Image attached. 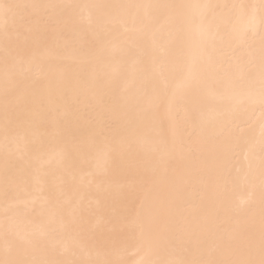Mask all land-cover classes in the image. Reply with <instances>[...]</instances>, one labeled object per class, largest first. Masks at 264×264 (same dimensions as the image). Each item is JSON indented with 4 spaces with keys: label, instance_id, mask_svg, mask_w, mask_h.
Here are the masks:
<instances>
[{
    "label": "bare ground",
    "instance_id": "6f19581e",
    "mask_svg": "<svg viewBox=\"0 0 264 264\" xmlns=\"http://www.w3.org/2000/svg\"><path fill=\"white\" fill-rule=\"evenodd\" d=\"M0 6V262L258 264L261 0Z\"/></svg>",
    "mask_w": 264,
    "mask_h": 264
},
{
    "label": "snow or ice",
    "instance_id": "6c2138e0",
    "mask_svg": "<svg viewBox=\"0 0 264 264\" xmlns=\"http://www.w3.org/2000/svg\"><path fill=\"white\" fill-rule=\"evenodd\" d=\"M7 8V6H0ZM261 8L264 9V0H261ZM262 94H264V89H262ZM0 264H4V262H0ZM237 264H256L255 261L249 260V261H242V262H237ZM258 264H264V241H262V246H261V259L258 262Z\"/></svg>",
    "mask_w": 264,
    "mask_h": 264
}]
</instances>
